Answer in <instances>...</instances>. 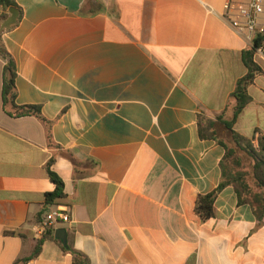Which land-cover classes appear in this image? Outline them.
Segmentation results:
<instances>
[{
	"label": "crops",
	"instance_id": "crops-1",
	"mask_svg": "<svg viewBox=\"0 0 264 264\" xmlns=\"http://www.w3.org/2000/svg\"><path fill=\"white\" fill-rule=\"evenodd\" d=\"M226 0H16V26L0 44L16 66L17 105L55 121L50 147L34 116L3 107L0 55V264H73L39 222L57 207L72 222L51 229L88 264H264V216L232 186L201 220L200 196L221 181L224 148L198 122L233 115L231 94L248 48L219 17ZM9 8L0 4V20ZM263 70L232 130L264 138ZM70 154L71 158L62 154ZM50 170L65 197L53 205ZM57 239V238H56ZM63 245V244H62Z\"/></svg>",
	"mask_w": 264,
	"mask_h": 264
},
{
	"label": "trees",
	"instance_id": "trees-1",
	"mask_svg": "<svg viewBox=\"0 0 264 264\" xmlns=\"http://www.w3.org/2000/svg\"><path fill=\"white\" fill-rule=\"evenodd\" d=\"M0 4L6 8L15 7L16 0H0ZM264 46V36H259L254 40L253 46L243 51L242 61L246 68V73L241 77L230 96L233 104V115L230 121H223L226 130V139L221 140L217 136V130H213L214 123L206 121L203 124L198 122L199 136L202 139H213L225 150V155L220 162L221 181L211 193L200 196L197 200L195 211L201 220L205 221L214 216L213 204L217 195L227 186H232L237 195L238 204H248L251 206L254 215L260 221L264 216V138H259L257 146H254L251 139H247L232 130L239 113L250 102L248 88L253 84L255 78L263 74L261 67L255 62L254 56L259 47ZM0 55L7 60L3 70L2 100L4 109L12 116H34L43 123L46 130V137L50 147H57L53 142L52 127L55 121L47 120L41 113L39 105H17L16 88V66L5 48L0 44ZM58 148V147H57ZM62 154L72 159L70 154L62 151ZM51 159L48 163V174L54 185V190L46 194V203L53 205L65 197L63 182L50 170L53 163ZM54 239L52 231L44 230L40 233L35 255L40 250V245L46 239ZM65 252L73 255V264H88V260L81 253L75 251L70 245L64 247Z\"/></svg>",
	"mask_w": 264,
	"mask_h": 264
},
{
	"label": "built area",
	"instance_id": "built-area-1",
	"mask_svg": "<svg viewBox=\"0 0 264 264\" xmlns=\"http://www.w3.org/2000/svg\"><path fill=\"white\" fill-rule=\"evenodd\" d=\"M219 17L235 35L244 39L248 48L256 38L264 36V0H226ZM59 221L71 223L70 210L57 207L46 213L39 222V233L53 228Z\"/></svg>",
	"mask_w": 264,
	"mask_h": 264
},
{
	"label": "water",
	"instance_id": "water-1",
	"mask_svg": "<svg viewBox=\"0 0 264 264\" xmlns=\"http://www.w3.org/2000/svg\"><path fill=\"white\" fill-rule=\"evenodd\" d=\"M19 10L15 7H10L7 11V16L0 20V35L3 31L11 29L16 26L19 18ZM55 238L59 239L64 247L67 245V234L64 229H58L55 232Z\"/></svg>",
	"mask_w": 264,
	"mask_h": 264
}]
</instances>
